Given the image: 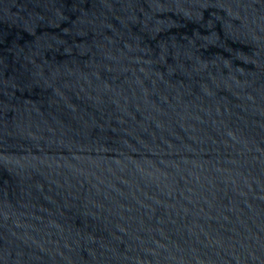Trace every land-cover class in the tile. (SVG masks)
<instances>
[{"label":"water","instance_id":"95a60500","mask_svg":"<svg viewBox=\"0 0 264 264\" xmlns=\"http://www.w3.org/2000/svg\"><path fill=\"white\" fill-rule=\"evenodd\" d=\"M0 264H264V0H0Z\"/></svg>","mask_w":264,"mask_h":264}]
</instances>
